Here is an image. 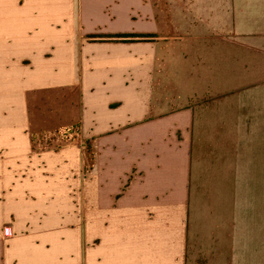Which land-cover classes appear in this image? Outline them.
Returning <instances> with one entry per match:
<instances>
[{
    "label": "crops",
    "instance_id": "crops-1",
    "mask_svg": "<svg viewBox=\"0 0 264 264\" xmlns=\"http://www.w3.org/2000/svg\"><path fill=\"white\" fill-rule=\"evenodd\" d=\"M0 264H264V0H0Z\"/></svg>",
    "mask_w": 264,
    "mask_h": 264
},
{
    "label": "trees",
    "instance_id": "trees-1",
    "mask_svg": "<svg viewBox=\"0 0 264 264\" xmlns=\"http://www.w3.org/2000/svg\"><path fill=\"white\" fill-rule=\"evenodd\" d=\"M93 36H96V35H93ZM112 37H135L137 35L135 34H116V35H111ZM138 36H145V35H138Z\"/></svg>",
    "mask_w": 264,
    "mask_h": 264
},
{
    "label": "rangeland",
    "instance_id": "rangeland-1",
    "mask_svg": "<svg viewBox=\"0 0 264 264\" xmlns=\"http://www.w3.org/2000/svg\"><path fill=\"white\" fill-rule=\"evenodd\" d=\"M57 143V141H55V144ZM59 143V142H58ZM45 145V144H44Z\"/></svg>",
    "mask_w": 264,
    "mask_h": 264
}]
</instances>
